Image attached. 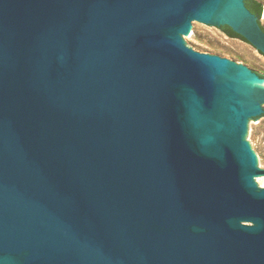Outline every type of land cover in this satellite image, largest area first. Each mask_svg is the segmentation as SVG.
Listing matches in <instances>:
<instances>
[{"label": "water", "instance_id": "95a60500", "mask_svg": "<svg viewBox=\"0 0 264 264\" xmlns=\"http://www.w3.org/2000/svg\"><path fill=\"white\" fill-rule=\"evenodd\" d=\"M264 55L244 0H0V264H264Z\"/></svg>", "mask_w": 264, "mask_h": 264}, {"label": "rangeland", "instance_id": "374dc122", "mask_svg": "<svg viewBox=\"0 0 264 264\" xmlns=\"http://www.w3.org/2000/svg\"><path fill=\"white\" fill-rule=\"evenodd\" d=\"M260 23L264 27V0ZM183 42L195 51L214 54L242 64L264 79V56L249 43L227 36L219 27L196 20L191 21L188 34H181ZM264 83V80H263ZM246 141L256 149L259 166L264 168V119L250 127Z\"/></svg>", "mask_w": 264, "mask_h": 264}, {"label": "trees", "instance_id": "16d2710c", "mask_svg": "<svg viewBox=\"0 0 264 264\" xmlns=\"http://www.w3.org/2000/svg\"><path fill=\"white\" fill-rule=\"evenodd\" d=\"M244 4L247 7V9L253 13L258 18V22L260 23V15L262 12V4L259 0H244ZM261 24V23H260ZM262 29L264 30V27L261 25ZM227 36L229 37H235L239 38L246 42V40L240 36L238 33L234 32L229 26L224 25L219 27Z\"/></svg>", "mask_w": 264, "mask_h": 264}, {"label": "flooded vegetation", "instance_id": "af4514ba", "mask_svg": "<svg viewBox=\"0 0 264 264\" xmlns=\"http://www.w3.org/2000/svg\"><path fill=\"white\" fill-rule=\"evenodd\" d=\"M264 56V55H263ZM259 75V74H258ZM264 85V84H263ZM261 109H262V116H264V104L263 105H261ZM262 176H264V175H262Z\"/></svg>", "mask_w": 264, "mask_h": 264}]
</instances>
